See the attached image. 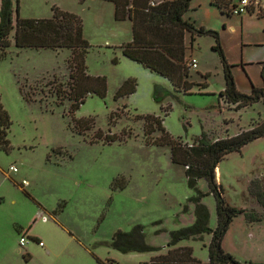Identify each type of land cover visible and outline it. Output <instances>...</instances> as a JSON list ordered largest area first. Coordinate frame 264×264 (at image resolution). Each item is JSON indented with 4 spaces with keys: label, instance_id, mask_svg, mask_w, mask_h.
I'll list each match as a JSON object with an SVG mask.
<instances>
[{
    "label": "rangeland",
    "instance_id": "rangeland-1",
    "mask_svg": "<svg viewBox=\"0 0 264 264\" xmlns=\"http://www.w3.org/2000/svg\"><path fill=\"white\" fill-rule=\"evenodd\" d=\"M10 1L14 18L51 19L53 8L79 16L91 46L88 73L106 77L108 91L105 99L88 96L72 114L70 51L18 50L12 32L7 56L0 60V102L11 120L9 148H0V264H98L97 259L149 264L180 247H190L197 260L208 262L210 234L174 245L171 237L195 224L194 199L199 196L210 211L209 227L216 228L215 199L208 184L200 179L190 188L186 168L172 162L170 147L146 144L143 121L137 116L163 117L161 108L170 107L164 128L192 145L203 132L214 141L249 129L253 120H264L263 102L236 111L220 100L223 64L209 35L195 36L193 43L188 35L186 57L195 58L198 68L190 69L188 81L194 86L185 94L122 55L119 47L132 42V24L115 20L113 3ZM195 1L185 18L196 29L219 34L236 87L249 94L248 77L254 80L258 71L256 65L242 66L243 56L247 60L260 55L252 45L264 39V13L256 8L245 17L227 16L211 9L208 16L204 7L195 9ZM128 79L136 81V92L115 100ZM17 80L32 101L21 96ZM157 86L164 91L161 103L154 99ZM90 118L91 130L81 134L74 129L76 121ZM98 132L102 137H96ZM109 135L117 138L107 143ZM11 166L18 172H10ZM216 173L225 200L245 210L233 219L224 251L240 263L264 264V138L227 156ZM136 226L143 228L145 243L153 251L123 253L112 247L115 233ZM23 235L30 241L20 246Z\"/></svg>",
    "mask_w": 264,
    "mask_h": 264
},
{
    "label": "trees",
    "instance_id": "trees-1",
    "mask_svg": "<svg viewBox=\"0 0 264 264\" xmlns=\"http://www.w3.org/2000/svg\"><path fill=\"white\" fill-rule=\"evenodd\" d=\"M114 5V17L118 22L129 20L132 24V42L119 47L122 55L141 65L146 70L166 80L178 91L188 94L194 84L188 81L190 69L186 59L187 34L191 42L195 36L209 35L215 39L213 50L218 52L223 64L225 88L220 93V100L228 106L241 110L256 103L264 104V62L261 63V78L263 85L253 87L249 94L240 92L236 87L232 66L228 64L221 47L220 36L212 30L196 29L185 19L190 10L191 0H104ZM211 6L221 15L232 16L235 7L234 0H212ZM51 19L34 20L14 18V8L10 0L0 1V60L7 56L11 46L10 36L14 32L15 47L18 50H69L68 67L70 70V93L68 99L72 102L70 112L73 114L80 105L84 104L88 96L95 95L105 99L108 91L107 79L102 76H91L86 66V58L91 48L84 38L83 21L72 13L52 9ZM21 96L26 101H32L24 91V87L17 80ZM137 83L133 79L126 80L116 92L114 99L118 100L136 92ZM163 89L155 88L154 99L161 103ZM164 116L143 115L137 119L143 121V131L147 145L169 146L171 160L174 164L186 168L185 175L190 188L195 189L197 182L204 179L209 192L215 199L217 226L209 227L210 211L201 202L200 196L195 198L196 222L187 229L172 232V245L204 233L211 235L208 246V262L203 263L193 256L190 247L175 248L166 255L153 258L149 264H259L240 263L231 254L223 249L224 237L233 222V219L245 212L231 206L223 195L222 187L216 181V169L230 154L241 152L249 143L264 138V120H253L249 129H241L236 135L210 141L205 132L194 139L192 145L183 144L181 139L173 138L164 128V118L171 111L170 107L161 108ZM11 120L0 102V148L5 151L9 148L8 131ZM94 126L93 119L76 121L75 130L83 134ZM158 137H154L155 135ZM96 137H102L98 132ZM117 136H106V142L115 141ZM254 185V184H253ZM252 185V186H253ZM264 192V190H263ZM256 194V192H255ZM257 196L261 194L257 193ZM264 195V194H263ZM112 247L123 253L130 251H153L144 240L143 228L134 227L130 232L118 231L112 239ZM98 264H115L112 260Z\"/></svg>",
    "mask_w": 264,
    "mask_h": 264
},
{
    "label": "crops",
    "instance_id": "crops-1",
    "mask_svg": "<svg viewBox=\"0 0 264 264\" xmlns=\"http://www.w3.org/2000/svg\"><path fill=\"white\" fill-rule=\"evenodd\" d=\"M156 1V0H155ZM160 1H162V0H160ZM159 1V2H160ZM211 1L212 0H207L206 2V5L203 3V2H200V1H198V0H196L195 1V3H194V7H195V9L196 8H202V7H204V9H205V11H206V13H207V15L208 16H210L211 15V13H210V10L211 9H214V10H216V11H218L216 8H214V7H212L211 6ZM192 2H193V0H192ZM244 17H245V15H243ZM243 16H241V17H243ZM185 17H186V15H185ZM186 19V18H185ZM190 20V19H189ZM243 21V20H242ZM244 22V21H243ZM192 23V22H191ZM205 28V27H204ZM206 28H210V27H206ZM208 30H213V29H208ZM188 35L189 34H187L186 35V37H185V43H186V45H187V42H188ZM190 36V35H189ZM252 46H256L257 47V49H259L260 50V55L256 58V59H245V57L243 56V64H242V66H247V65H249V64H252L253 66L254 65H256V68H257V71H258V75H256L255 76V79L254 80H250V78L248 77V80H249V85H250V91L252 90V88L253 87H261L262 85H263V81H262V78H261V75H260V72H261V63L262 62H264V39L262 40V41H260V42H256V43H253V45ZM186 48H187V46H186ZM186 59H187V62H188V64H189V62L192 60V59H195V58H187L186 57ZM196 60V59H195ZM197 61V60H196ZM197 68H198V61H197ZM251 77H253L252 75H251ZM235 78V77H234ZM225 88V87H224ZM18 172V171H17ZM217 174V173H216ZM35 240H38V241H40L39 239H35Z\"/></svg>",
    "mask_w": 264,
    "mask_h": 264
},
{
    "label": "built area",
    "instance_id": "built-area-1",
    "mask_svg": "<svg viewBox=\"0 0 264 264\" xmlns=\"http://www.w3.org/2000/svg\"><path fill=\"white\" fill-rule=\"evenodd\" d=\"M256 8H259L260 12L264 13V0H239L235 3V7L232 9V15L234 16H243L249 13H253ZM189 68H197V61L192 59L189 64ZM18 171L17 167L11 166L10 172L16 173ZM23 185H27V182L24 181ZM30 239L27 235H23L20 237L19 244L20 246H25L28 244ZM39 246H43L41 241L36 240Z\"/></svg>",
    "mask_w": 264,
    "mask_h": 264
}]
</instances>
